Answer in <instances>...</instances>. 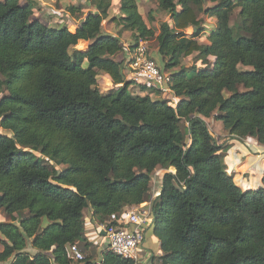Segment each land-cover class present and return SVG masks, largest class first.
Instances as JSON below:
<instances>
[{
    "label": "trees",
    "instance_id": "16d2710c",
    "mask_svg": "<svg viewBox=\"0 0 264 264\" xmlns=\"http://www.w3.org/2000/svg\"><path fill=\"white\" fill-rule=\"evenodd\" d=\"M21 1L0 0V129L11 135L0 133V263L135 264L106 249L89 255L83 213L102 224L148 202L163 170L150 203L160 264H264V176L242 192L204 121L264 147V0H217L206 44L204 0H151L171 17L156 37L137 0H119L111 21L134 35L129 52L155 38L150 58L170 76L176 107L145 86L144 96L129 92L124 48L102 31L113 0H89L93 11L72 29L31 21L33 3ZM193 55L203 69L182 66ZM101 75L116 89L101 94ZM72 245L83 261L70 259Z\"/></svg>",
    "mask_w": 264,
    "mask_h": 264
},
{
    "label": "rangeland",
    "instance_id": "374dc122",
    "mask_svg": "<svg viewBox=\"0 0 264 264\" xmlns=\"http://www.w3.org/2000/svg\"><path fill=\"white\" fill-rule=\"evenodd\" d=\"M33 3V16L31 17V21H43V23H46L48 26H52L53 18H56L58 22L61 21V24H68L69 28L72 29L74 25H77L80 20L84 19L89 12H92V7L89 3V0H22L21 3H27L29 2ZM217 0H204V5L202 7L203 13L199 14L200 19L202 20L203 26L205 27V32L197 39L199 43L206 44V38L207 35L211 32V30L214 28L215 25V19L211 17V9L216 6ZM236 1V0H234ZM70 5H75V7H80L81 12L76 14L75 16H70L67 13V9ZM137 6L138 11L140 15L142 16L144 22L146 25L153 30L155 37L159 34V25L161 23H169L171 24V17L169 14H166L165 12H162L158 9V5L155 1L151 0H137ZM195 9V8H194ZM239 10L236 9L231 17V20L229 22L230 26H233L235 21L237 20ZM108 19H106L102 24V31L104 34H109L114 37H117L120 41V45H123L124 48L129 49L130 45H132L133 37L134 35L130 32H123L120 27L116 26L111 19L116 17H121L120 12V6H119V0H113L111 8L108 10ZM70 16V17H69ZM55 20V19H54ZM59 25V24H58ZM194 32L192 29H189L186 31L187 35H190V33ZM148 42V50H149V56L153 55L156 51V42L155 38L153 40H146ZM72 51V50H71ZM213 63V59H209ZM199 68L203 69V65L200 64V62H197L195 59V55L192 57H189L182 61V66L191 69V67L194 65ZM240 70H249V68L246 67H239ZM125 79L128 81L130 79V76L128 73H125ZM134 86V85H133ZM112 87V86H111ZM99 91L101 94H106L111 91V88L109 85H107L105 82H103L102 79H100V85H99ZM240 91H243L242 88H240ZM131 93V90H129ZM5 95V93H4ZM2 96H0L1 98ZM178 101V100H177ZM174 101L173 106L176 107V104L179 102ZM209 132L216 140L217 144L220 145L222 148V161L223 166L226 172L232 176L234 183L238 186H240V189L242 192L245 190H256L262 185V178L264 176V147L256 143L255 141L251 139H246L242 142H236L227 131L223 129L222 123L217 122L213 119H205L204 120ZM181 126L183 128L187 127V124L182 121ZM0 133H5L9 136L10 133L4 132L0 129ZM231 146V149H235L234 147H240V149H246L247 153L252 154L251 159H254L252 166L253 168L251 170L253 171H247L245 169H242L243 172L236 173L232 171L231 167L227 164L228 159V153L231 151H228V148ZM249 148L251 149L249 151ZM239 151V150H238ZM230 154H233V152H230ZM237 155V152L235 153ZM239 155V154H238ZM234 161V157H232ZM66 167L61 166L57 167L58 171L64 170ZM167 171L163 170H157L152 175V179L150 182V197L148 202L142 204V207L150 206V203L154 201L156 197L159 195L160 190V184H161V178L163 177L164 173ZM168 172L174 173L172 169H170ZM248 173V174H247ZM252 173V174H250ZM249 184L248 187H246ZM238 186V187H239ZM86 216V214H85ZM8 221L7 218L3 215V212L0 211V223ZM86 226V221H85ZM91 230L87 229L85 227L84 229V236L86 238V242L88 243V253L89 255H94V258L97 259V251L98 248V242L101 240V238L98 236V234L94 233L92 235L93 239L88 238L87 234H90ZM1 251V247H0ZM0 264H9L7 263H0Z\"/></svg>",
    "mask_w": 264,
    "mask_h": 264
},
{
    "label": "built area",
    "instance_id": "2783aa9c",
    "mask_svg": "<svg viewBox=\"0 0 264 264\" xmlns=\"http://www.w3.org/2000/svg\"><path fill=\"white\" fill-rule=\"evenodd\" d=\"M127 73L134 86H145L148 90H157L161 98L171 96L169 88L170 76L163 74L157 68L155 62L149 56L148 42L139 39L135 48L129 53ZM150 206L141 205L133 208H125L121 212L111 215L107 221L99 224L98 230L106 239V250L137 264L138 251L145 241L146 229L152 225ZM68 254L74 263L83 261L84 256L76 245L69 246Z\"/></svg>",
    "mask_w": 264,
    "mask_h": 264
},
{
    "label": "crops",
    "instance_id": "0c3cea01",
    "mask_svg": "<svg viewBox=\"0 0 264 264\" xmlns=\"http://www.w3.org/2000/svg\"><path fill=\"white\" fill-rule=\"evenodd\" d=\"M75 27L77 28L78 25H75ZM121 46L123 47V45H121ZM129 53H130L129 50L124 48V51L122 52V55H121L123 58L122 64L126 67V73L128 71L127 66H128V61L130 58ZM100 79H102L103 82H105L107 85L110 86L111 91L116 89V87L112 84V82L110 81V79L107 75H101ZM129 90H131V93L139 95V96H144L146 94V92L140 93L136 86L130 87ZM242 141H244V140H242ZM242 141H240V142H242ZM241 146L242 145H240V147L236 146V147H234L235 149H231V146L228 148V151H230V149H231L230 152H233V154H230V152L228 153V155H230V156H228L227 164L229 167H231L232 171L235 172V174L240 173V172L242 173L243 172L242 169H245L248 172L253 171V170H251L253 168L252 166L254 165V163H253L254 159H251L252 154L249 155V153H247L246 149H244V148L240 149ZM250 150L251 149L249 148V151ZM236 152H237V155L235 154ZM232 157H234V161H233ZM250 174H252V173H250ZM248 186H249V184L246 187H248ZM239 188H240V186H239ZM85 214H86V216H85ZM83 216H84V219L86 220V223H87V225H86L87 229L91 230L89 232L90 234H87V237L93 239L92 235H94V233H96L101 238V240L97 244L98 245L97 247H99L97 254L99 256L101 254V252L106 249V239L104 237V234L98 230L99 223H97V221L92 217L91 210H86L83 213ZM138 255H139V260H138L137 264H160V258L162 256V253L160 251V244H159L158 240L155 238V236L153 235L151 226H149L146 229L145 241H144L143 246L139 249Z\"/></svg>",
    "mask_w": 264,
    "mask_h": 264
}]
</instances>
